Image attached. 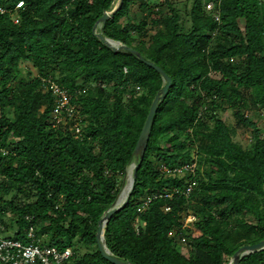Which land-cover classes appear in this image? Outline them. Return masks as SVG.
<instances>
[{"label":"trees","instance_id":"1","mask_svg":"<svg viewBox=\"0 0 264 264\" xmlns=\"http://www.w3.org/2000/svg\"><path fill=\"white\" fill-rule=\"evenodd\" d=\"M115 1L0 0V232L23 240L32 227L41 245L71 249L64 264H110L96 244L97 222L119 195L163 84L137 57L92 33ZM208 1L186 0L187 29L169 0H124L101 26L104 37L138 51L172 81L128 202L104 227L107 250L131 264H228L240 247L264 240V130L246 115L264 110V10L260 0H214L207 12ZM23 66L37 77L20 80ZM44 80L71 96L76 115L62 111L65 125L52 118ZM226 110L253 133L251 156L219 119ZM188 164L192 173L162 172ZM186 214L195 218L192 229L182 225ZM239 264H264V250Z\"/></svg>","mask_w":264,"mask_h":264},{"label":"built area","instance_id":"2","mask_svg":"<svg viewBox=\"0 0 264 264\" xmlns=\"http://www.w3.org/2000/svg\"><path fill=\"white\" fill-rule=\"evenodd\" d=\"M22 6V2H18L15 5V8H20ZM215 1L211 0L205 4V10L207 12L214 11ZM0 12L3 10L0 8ZM17 16L13 15L12 19L13 22H17ZM214 19L217 21L218 16L217 14H213ZM45 88L50 90L52 96L54 98V104L52 109V118L56 121V124H63V120L65 117L61 115L62 111L67 112L69 117H72L73 114L76 115V109L71 104L70 99L71 96L69 93L62 89L58 84L52 81H43ZM138 89V88H137ZM66 121V120H65ZM75 132H79V128L74 124ZM194 168L193 164L183 165L179 167H174L173 169H169L167 167L162 168V172L165 175H177L182 176L184 172L189 171L192 173ZM194 184V183H193ZM191 190V184L186 187L185 193H189ZM169 194H164V197H168ZM151 198L148 197L137 211L144 210L150 203ZM169 210L168 207L164 208V211L167 212ZM195 220L193 215L186 214L183 218L182 225L185 226L186 224L192 225L193 221ZM2 230L0 224V231ZM26 238L23 240H17L14 238L2 237L0 232V264H64L66 260L72 257V251L70 248H64L63 250H59L57 247L54 246H43L40 244V240L36 238L34 230L30 227L25 234ZM184 242V239L181 240Z\"/></svg>","mask_w":264,"mask_h":264},{"label":"water","instance_id":"3","mask_svg":"<svg viewBox=\"0 0 264 264\" xmlns=\"http://www.w3.org/2000/svg\"><path fill=\"white\" fill-rule=\"evenodd\" d=\"M124 0H116L113 4V7L110 10L105 11L102 16L96 21L92 28V33L107 47L111 48L113 51H119L123 50L125 52H128L129 54L137 57L143 64L149 66L153 70H155L162 79V86L160 90L155 95L148 114L146 116V119L144 121V124L142 126V129L140 131V134L138 136V139L136 141L134 150H133V162L131 163L132 166V172L131 177L129 181V186L127 189V193L124 196L123 200L121 202H118L119 195L115 202L112 204V206L100 217V219L97 222V228L95 233V239L96 244L99 250V253L101 254L102 258L108 261L110 264H131L128 261H125L117 256H114L110 254V252L107 250L106 246L104 245V227L108 221V219L118 210L123 208L125 204L128 202L129 196L132 192L134 180H135V173L138 167V163L142 160L145 149L147 147L148 139L150 136V131L152 128V123L154 119V115L157 111L159 103L166 97L169 90L172 86L171 78L156 64H154L151 61H148L145 59L138 51L125 46L121 42L110 40L103 36L101 31V26L108 21L109 19H112L114 15L120 10L122 3ZM264 250V240L252 244V245H246L240 247L231 257L228 264H239L242 257H244L247 254L258 252Z\"/></svg>","mask_w":264,"mask_h":264},{"label":"rangeland","instance_id":"4","mask_svg":"<svg viewBox=\"0 0 264 264\" xmlns=\"http://www.w3.org/2000/svg\"><path fill=\"white\" fill-rule=\"evenodd\" d=\"M172 3L173 8H175L178 12H179V22L182 23L183 27L185 29L190 27V22H189V17H187V12L189 11L190 7H191V2L186 3V0H169ZM262 3L260 4V9L264 10V0H260ZM162 10L164 12H167V8L166 6H164L162 8ZM130 13L134 16H138L139 17V13H138V8H137V3L132 2V4L130 5ZM264 13V12H262ZM123 20V18L121 19V21ZM150 32L155 31V30H160L163 29L162 25H158L156 27L153 28H148ZM28 69L27 66H23L22 67V72H21V77L19 78L20 80H32L35 76L37 77V75L35 74V72H31V76L29 77L28 75ZM32 78V79H31ZM18 79V80H19ZM243 94L245 95V97L250 101L251 100V95L250 92L244 91ZM247 111V112H246ZM246 115L249 119L255 121L257 123V126L260 130H264V110L263 111H257V110H252L248 111L246 110ZM77 116L81 117V113H77ZM218 117L219 119H221V121H223L224 123L228 124L229 126H231L233 128V133H232V139L234 142L238 143L241 148L249 155L251 156L253 153V144H254V136L253 133L251 132V130L244 128L243 126H240V124L236 121L235 118H233L231 116V111L230 110H226L223 111L221 113H218ZM206 122L208 123L209 126H213V120L211 119H206ZM63 123H66L65 120H63ZM63 125V124H62ZM78 134V133H77ZM155 162V160H154ZM131 165V164H130ZM130 165L127 167V171H126V175L121 179L122 183L120 186V191H119V197L121 195V192L123 191L124 187L126 185H128V176L129 173L131 174L132 169H130ZM123 200V199H121ZM121 200H119L118 202H121ZM244 217V215H243ZM246 222L250 225L254 224V221L250 218H246ZM183 223V221H182ZM184 228H190L192 229L190 226V224H186L185 226H183ZM9 236L8 234H3L2 237H6ZM178 244H177V249L178 251L182 254V255H186L189 256V251H190V247H188L184 242H181L179 239L177 240ZM84 250H82L83 252Z\"/></svg>","mask_w":264,"mask_h":264},{"label":"bare ground","instance_id":"5","mask_svg":"<svg viewBox=\"0 0 264 264\" xmlns=\"http://www.w3.org/2000/svg\"><path fill=\"white\" fill-rule=\"evenodd\" d=\"M130 169H132V166H131V165H130ZM130 177H131V174L129 173L128 181H127V182H128V185H126V186L124 187L123 191L121 192V195H120L119 200L123 199L124 196H125L126 193H127V189H128V186H129Z\"/></svg>","mask_w":264,"mask_h":264}]
</instances>
